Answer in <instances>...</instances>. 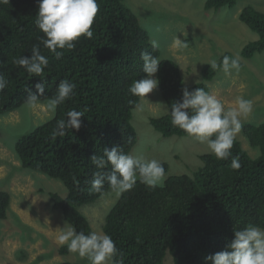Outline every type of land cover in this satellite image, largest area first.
<instances>
[{
	"label": "trees",
	"instance_id": "trees-1",
	"mask_svg": "<svg viewBox=\"0 0 264 264\" xmlns=\"http://www.w3.org/2000/svg\"><path fill=\"white\" fill-rule=\"evenodd\" d=\"M238 1L207 0L205 8H234ZM97 2L99 12L92 28L93 38L80 37L75 49L64 50L60 59L40 44L43 33L35 24L38 0L0 3V74L8 81L0 91V114L27 104L28 90L36 93L37 83L45 85L38 102L55 96L62 80L76 86L71 98L56 108L55 118L19 139L15 150L24 168L65 185L66 198L50 194L53 209L60 210L68 224L85 234L93 229L80 209L112 189L105 181L101 191L89 190L94 173L111 171L110 165L97 169L90 158L103 156L105 148L110 150L114 146L131 154L138 142L132 119L141 98L128 89L133 81L147 78L140 59L142 51L160 61L158 88L168 109L161 117H150L151 126L166 139L189 137L172 125L169 112L172 103L181 100L184 89L179 65L171 59L160 60V49L153 47L148 30L126 0ZM240 20L259 36L242 51L244 59H251L264 52V13L249 6L242 11ZM37 44L49 60L41 77L14 63L21 56H30ZM224 56L232 57L229 53ZM218 71L205 65L202 81L187 89L202 88L211 93L209 82ZM85 109L78 131L69 129L65 136L52 138L57 121L66 119L68 111ZM242 130L252 147L260 149L257 159H252L235 139L227 160H218L211 153L199 154L202 165L192 175L169 176L163 187L155 190L138 180L132 190L121 194L104 225V233L118 249L113 264H167L172 260V264H210L205 257L224 250L234 231L248 224L264 228V122L245 124ZM232 157H239L238 170L231 167ZM161 164L167 174L169 165ZM10 201V194L0 191V221L7 218ZM60 253L70 254L67 247ZM168 254L173 259L167 258Z\"/></svg>",
	"mask_w": 264,
	"mask_h": 264
},
{
	"label": "rangeland",
	"instance_id": "rangeland-1",
	"mask_svg": "<svg viewBox=\"0 0 264 264\" xmlns=\"http://www.w3.org/2000/svg\"><path fill=\"white\" fill-rule=\"evenodd\" d=\"M206 2L126 0V5L148 30L151 42L160 49V60L171 59L179 65L183 88L201 82L202 69L211 61L219 62L228 53L240 58L242 65L238 74L226 76L219 70L209 86L211 94L224 104L226 110L235 106L237 96L252 101V110L241 117L242 127L235 139L252 159H257L260 149L252 147L242 128L245 124L264 122V52L251 59L243 58L244 47L257 41L259 36L240 20V15L249 6L264 13V0H240L234 8L219 10H207ZM176 37L185 40L188 46L176 47L173 43ZM47 103L38 102L35 107L25 104L11 113L0 114V191L8 192L11 197L7 218L0 221V264H89L78 255L60 253L66 247L57 242L60 230L71 225L60 210L53 209L50 194L66 198L68 189L56 179L24 168L15 150L19 139L55 118L56 110L49 111ZM167 112L158 87L145 101L141 98V105L134 111L132 119L138 142L130 154L167 163L169 172L164 183L169 176L192 175L198 165H202L198 155L210 153L207 144L194 137L166 139L156 132L149 122L150 117H161ZM121 194L111 189L93 204L80 209L93 231L105 234L107 215ZM172 263L173 260L167 262Z\"/></svg>",
	"mask_w": 264,
	"mask_h": 264
},
{
	"label": "clouds",
	"instance_id": "clouds-1",
	"mask_svg": "<svg viewBox=\"0 0 264 264\" xmlns=\"http://www.w3.org/2000/svg\"><path fill=\"white\" fill-rule=\"evenodd\" d=\"M0 3L7 4L9 0H0ZM98 12L97 0H38L35 24L43 33L40 44L56 59H60L64 50L75 49L80 37L93 38L92 28ZM173 43L178 48L188 46L185 40L177 37ZM40 44L33 45L30 56H21L14 60L16 65L36 77H41L49 64L48 58L41 54ZM156 46L153 42V47ZM140 59L143 61V72L147 74V78L133 81L128 91L133 96L146 98L159 85L155 74L159 70L160 61L147 51L141 52ZM210 67L222 71L226 76L238 74L241 70L240 58L224 56L219 64L216 60L211 61ZM7 85L8 81L0 74V91ZM75 87V84L68 80L60 81L57 94L48 100L49 111L55 112L59 105L70 99ZM35 88L36 93L28 90L26 103L30 107H35L45 92L44 83H37ZM252 106L251 100L237 96L235 106L226 110L216 96L204 89L189 91L184 88L181 100L173 102L169 112L174 127L199 142L206 143L216 159L227 160L231 156L236 135L242 127L241 117L249 114ZM86 111H68L66 119L57 121L52 138L65 136L69 129L78 131ZM90 160L97 169L111 166L110 172L94 173L90 191H101L107 181L113 190L124 193L132 190L138 180L150 190H155L157 187H163L166 178L165 169L159 161L148 160L143 155L127 154L118 146L110 150L105 148L103 156L93 155ZM231 167L234 170L241 167L239 157H232ZM73 182L79 184L75 177ZM57 242L66 246L69 253L86 259L89 264H110L118 255L113 239L96 231L85 234L83 231L77 232L75 227L65 225L60 230ZM205 261L210 264H264V228L248 224L243 229L234 231L233 239L225 249L206 256Z\"/></svg>",
	"mask_w": 264,
	"mask_h": 264
}]
</instances>
